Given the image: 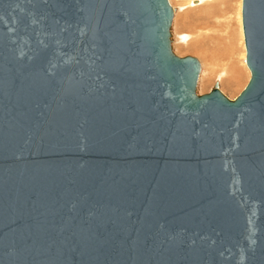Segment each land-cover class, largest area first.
Here are the masks:
<instances>
[{"label": "water", "instance_id": "water-1", "mask_svg": "<svg viewBox=\"0 0 264 264\" xmlns=\"http://www.w3.org/2000/svg\"><path fill=\"white\" fill-rule=\"evenodd\" d=\"M240 12L228 98L168 0H0V264H264V0Z\"/></svg>", "mask_w": 264, "mask_h": 264}, {"label": "bare ground", "instance_id": "bare-ground-1", "mask_svg": "<svg viewBox=\"0 0 264 264\" xmlns=\"http://www.w3.org/2000/svg\"><path fill=\"white\" fill-rule=\"evenodd\" d=\"M171 1L178 3V6L175 4L178 10L177 12L174 10L176 15L173 17V21L175 17L182 13L188 23L193 26L189 32L174 34L171 42L175 44L176 48L192 49L197 51V54L201 52L199 62L194 58L198 63V73L201 72L203 79H208L209 77L221 83H226L227 81L235 82L239 78L240 73H242L240 70L244 71L249 77V70L244 59L245 47L241 25V0L234 1L232 12V6H229L231 8L230 11L226 10L224 4L226 0ZM231 1L227 0V2ZM189 14L192 15L188 16ZM233 21L236 24L234 39L232 38L234 30L229 31L230 24Z\"/></svg>", "mask_w": 264, "mask_h": 264}, {"label": "rangeland", "instance_id": "rangeland-1", "mask_svg": "<svg viewBox=\"0 0 264 264\" xmlns=\"http://www.w3.org/2000/svg\"><path fill=\"white\" fill-rule=\"evenodd\" d=\"M234 1L235 0H232L231 2H227V0L225 1L224 4L226 6V10L230 11V9L232 8L231 12L233 11ZM168 2H169L170 6H171V8L173 10L172 20H171V28H170V38L172 39V36L174 34L179 33V32H189L192 29L193 26H191V24L188 23V20L185 18V16L182 13L178 16L179 18L175 17L174 21H173V17L176 15L175 11L177 12V10H178V8H177L178 3H175V2H173L171 0L170 1L168 0ZM175 4L177 6H175ZM229 6L230 7L232 6V7L230 8ZM227 8H229V9H227ZM179 13H180V11H179ZM190 15H192V14H189L188 16H190ZM183 18H185V20H183ZM232 30H234V34H233L234 36L232 37L234 39L235 38V30H236V24H235L234 21L231 22L230 28H229V31H232ZM174 45L175 44H172V42H171V48H172L173 52L176 55L183 56L185 54H188V55H191V56L195 57L198 60V62H199V57H201V55H200L201 52L200 53L198 52V54H197V51H194L192 49L188 50V49H185L184 47H182V49H180L181 47L180 48H176ZM240 71L242 73H240L239 78L235 82L227 81L226 83H221L218 80L216 81V79L209 78V77H208V79H203L201 77V72H200L197 75L196 92L197 93H202V92L208 91L210 89V87L213 85V83L216 81L218 87L220 88L219 90L223 94H225L228 98H232L233 96H235L243 88V86L245 85V83L247 82V79H248L247 74H245L244 71H242V70H240ZM200 78H202V79H200ZM228 82H230V83H228Z\"/></svg>", "mask_w": 264, "mask_h": 264}]
</instances>
